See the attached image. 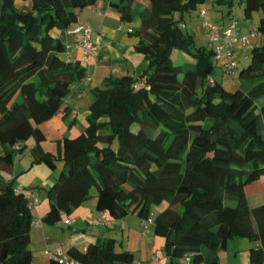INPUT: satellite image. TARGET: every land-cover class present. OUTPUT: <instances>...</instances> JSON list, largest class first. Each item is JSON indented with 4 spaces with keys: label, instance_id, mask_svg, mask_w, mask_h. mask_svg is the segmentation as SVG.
<instances>
[{
    "label": "trees",
    "instance_id": "16d2710c",
    "mask_svg": "<svg viewBox=\"0 0 264 264\" xmlns=\"http://www.w3.org/2000/svg\"><path fill=\"white\" fill-rule=\"evenodd\" d=\"M98 1L31 0L22 12L0 0V173L13 172L32 139V165L53 172L62 163L42 190L48 210L41 224H58L94 190L95 210L108 221L136 216L141 227L153 220L167 264H220L234 239L247 241L249 264H264V204L250 209L246 198V188L264 178V0H240L245 21L260 14L261 45L252 46L244 69L234 59L231 93L214 77L213 49L196 47L184 25L206 0L112 3L122 24H135L134 51L147 68L137 79L108 78L93 89L83 130L56 141L50 153L40 127L85 78L53 33L68 31ZM26 196L0 176V264H33ZM116 244L104 238L84 250L69 247L65 260L49 264H133L134 255L117 253Z\"/></svg>",
    "mask_w": 264,
    "mask_h": 264
},
{
    "label": "crops",
    "instance_id": "0c3cea01",
    "mask_svg": "<svg viewBox=\"0 0 264 264\" xmlns=\"http://www.w3.org/2000/svg\"><path fill=\"white\" fill-rule=\"evenodd\" d=\"M13 1L16 9L22 12L31 10V0ZM116 1L99 0L93 7L78 13L76 25H83L90 29L91 39L98 50V55L96 58L85 57L79 51L71 52L69 55V59L72 62H78L84 68L85 78L74 86L69 97L65 99L60 113L40 127L46 140L44 144L51 146L54 150L56 148V141L63 138H75L85 127L86 119L89 115V106L92 101L91 92L93 89L101 87L103 81L108 78H121L130 75L137 79L147 68V64L143 61L142 57L134 51L137 40L131 37V33L135 28V24L129 25L120 22L119 14L112 8V3ZM214 2L223 3L224 1L214 0ZM135 3L140 4L142 7L147 5L144 0H135ZM230 9H228L227 13L221 15L220 27L225 29L231 22H235L237 23L239 33L242 36H249V49L246 52L243 51L242 46L239 44L231 45L228 48V51L232 55L236 51L240 52V57L234 58L232 56L233 59H243L246 61V55L250 52L252 46L259 47L261 45V38L256 33L258 24L256 26L246 25L247 23L240 24L235 18L234 12ZM188 18L190 23L189 28L184 21L187 31L199 26L197 21L196 24H192L193 19L191 16H188ZM74 28L75 25L63 34L56 31L53 33L54 36L62 39L66 49L74 43ZM174 56L177 60L185 58L184 54L178 52ZM214 77L219 82L225 80L221 69L218 70V73ZM86 79L90 80L87 85L84 84V80ZM225 81L230 82L228 80ZM44 144L43 148L45 147ZM34 145L35 143L32 139L27 142V151L16 158L11 174L0 173L5 183L12 182L15 190L22 191L25 195H28L31 193V190L36 188L38 191L50 189L56 180L55 172H51L43 165H32L33 158L30 151ZM44 150L53 153L49 147L47 150L44 148ZM259 182H264V178H261ZM259 187H256L257 189H251L249 192L248 190L251 188V185L246 188L247 201L249 194L264 197V187L261 186L260 189ZM40 193V191L37 192V196ZM38 199V206L31 211L33 221L39 223V225L32 227L30 230L29 249L32 252L33 264H49L50 258L44 252L49 250L51 255L56 256V253H54L55 246L62 247L63 252L61 258H65L67 248L75 247L79 250H84L89 244H93L104 238H112L116 243H118L117 239H120V249L124 247L125 251L134 255L133 264H162L158 255L162 249L161 242L150 231L152 227L144 232L140 227L141 221L138 218L137 222L131 220L136 216H129L122 221L109 220L107 225L99 228L91 227V221L98 215L95 210L96 194L92 196L89 202L83 204L70 216L63 217V226H65V221L72 223L70 226H66L67 230L62 229L59 224L54 226L41 224L48 210V201L46 198L44 201H40L39 197ZM234 240L228 243L225 252L219 253L218 258L220 264H249L247 255L249 245L247 241L240 239L241 241L235 243ZM234 244H239L242 249L244 248V253H246L241 257L240 261ZM156 245H158V249H156ZM165 264H167V259ZM179 264L190 263L180 262Z\"/></svg>",
    "mask_w": 264,
    "mask_h": 264
},
{
    "label": "built area",
    "instance_id": "2783aa9c",
    "mask_svg": "<svg viewBox=\"0 0 264 264\" xmlns=\"http://www.w3.org/2000/svg\"><path fill=\"white\" fill-rule=\"evenodd\" d=\"M201 20H204L206 14L204 11H199L198 14ZM184 28L183 25L180 26ZM202 27L207 30V37L209 41V46L215 52V62H222V73L225 80L232 81L235 77L237 71V65L234 59L232 58V54L228 51V48L231 45L239 44L242 46L244 52L249 49V36H242L239 33L237 28V23L231 22L225 29H222L220 26L216 24H208L205 21L202 23ZM74 43L70 45L66 49V57H69L71 52L79 51L85 57L96 58L98 55V50L91 39V31L87 27L83 25H75L73 30ZM90 82L89 79L84 80V84L87 85ZM134 88H137V85H134ZM73 90V89H72ZM27 200V208L32 211L39 204V199L36 193H29L26 196ZM109 223L106 214L99 213L92 221L91 224L93 227H101L105 226ZM72 223L70 221H65V226H70ZM39 225L38 222L33 221L31 226ZM153 225V220L149 219L147 221L142 222L141 228L144 232H146ZM62 247L55 246L54 253L56 256L51 255L49 250H46L44 254L50 258H56L59 260H65V258H61L62 255ZM155 260V259H153ZM184 262L189 263V258H186Z\"/></svg>",
    "mask_w": 264,
    "mask_h": 264
},
{
    "label": "rangeland",
    "instance_id": "374dc122",
    "mask_svg": "<svg viewBox=\"0 0 264 264\" xmlns=\"http://www.w3.org/2000/svg\"><path fill=\"white\" fill-rule=\"evenodd\" d=\"M223 1H224L223 3H218V2H214V0H206L205 4L201 6V11H204L205 14H206L204 20H201L200 18H198L199 11H197L195 13H191V14L185 16L184 20H185L186 24L188 25V28H189V25H190L188 16L192 17V19H193V21H192L193 23L192 24H196L197 22L199 23V26L194 27L192 30H190V29L188 30V32L191 35H193V37H194V41H195V46L196 47L209 46V41H208V37H207V30L202 27L203 21H205L208 24H217L218 26H220L221 15H224V13H227L229 8H231L230 10H232L234 12V14H235L234 16H235V18L238 20V22L240 24L241 23L242 24L243 23H247L246 25H251V26H256L258 24L259 18H260V14H258V13H254L250 21H244L243 14H242L243 6L242 5L239 6V0H233V1L232 0H223ZM137 6L142 7L140 4H137ZM221 13H223V14H221ZM252 19H254V20H252ZM247 55L249 56V53ZM232 56L234 58H239L240 57V52L236 51L235 53H233ZM221 63L222 62L217 63L216 68H215V75H216V73H218V70H219L218 66L221 65ZM237 63H238V70H240V69H244L248 65L249 61L248 60L244 61L243 59H238ZM222 82H223V85H224L225 89L228 92L231 93V92H234L236 90L237 83H238L237 79L234 80V81H230L229 83L226 82L225 80H223ZM133 130H136V127H134ZM48 147H49V149H52L53 153L55 152L54 148H52L51 146H46L45 145L44 148L47 150ZM56 167H57L56 170L53 171V172H55V179H57L58 176H59L60 169L62 168V163H57ZM260 184H261L262 187H264V182H259V183L257 182V183H254V184L251 185V188L248 190V192L251 189H257L256 187H259ZM261 186L259 187V189L261 188ZM94 194H95V191L93 190L91 192V196H93ZM248 196H249L248 206H249L250 209L255 208L256 206L264 204V201H262L264 199H261V198H264V197H261L260 195L259 196L258 195L254 196V194H252V195L249 194ZM38 197L40 198V201L41 200L44 201V199L46 198V196H45V194H44V192L42 190H41V193H40V195ZM131 220H133L135 222L138 221L137 217H134ZM58 224L60 225V227L62 229L67 230L66 226H63L62 221L59 222ZM150 231L153 232V229L152 230L150 229ZM118 238H120V237H118ZM157 239L161 242V247H162V249L158 253L160 259L158 257L157 258L160 260V262L162 264H165L166 259H165L164 255L162 254L163 248H164V241L161 238H157ZM117 241H118V243L115 246V251L117 253H121V252L125 251L124 247L122 249H120V247H119L120 239H117ZM234 241H235V243H238L241 240L240 239H235ZM124 246H125V243H124ZM234 248L236 249V252L238 253L239 261H240L241 257L244 256V254H246V253H244V248L242 249L239 244H234ZM156 249H158V245H156Z\"/></svg>",
    "mask_w": 264,
    "mask_h": 264
}]
</instances>
